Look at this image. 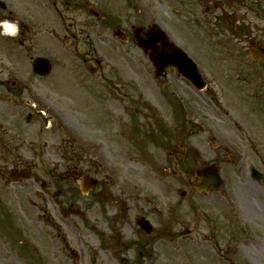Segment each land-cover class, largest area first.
Returning <instances> with one entry per match:
<instances>
[{
	"label": "rangeland",
	"instance_id": "1",
	"mask_svg": "<svg viewBox=\"0 0 264 264\" xmlns=\"http://www.w3.org/2000/svg\"><path fill=\"white\" fill-rule=\"evenodd\" d=\"M3 22L16 33L0 26V264H264L252 254L264 251V183L250 160L243 180L236 171L252 152L233 113L210 111L173 71L156 78L133 35L159 23L219 79L249 61L238 35L264 45V0H0ZM37 57L49 75L33 72ZM205 165L223 186L190 192ZM12 170L32 177L14 183ZM83 175L97 189L83 194Z\"/></svg>",
	"mask_w": 264,
	"mask_h": 264
},
{
	"label": "flooded vegetation",
	"instance_id": "2",
	"mask_svg": "<svg viewBox=\"0 0 264 264\" xmlns=\"http://www.w3.org/2000/svg\"><path fill=\"white\" fill-rule=\"evenodd\" d=\"M236 39L241 44L249 61L238 62V68L236 66L227 68L228 71L225 70L222 78H214L207 83L205 89L207 105L210 111L217 109L224 117H229L233 113L230 121L227 122L237 129V132L240 130V134L243 136H241L240 145H244L246 150L252 152L243 156L240 154L241 156L237 159L236 171L242 180L244 166L248 160L255 163L249 169L251 177L254 176L253 170H257L259 171L257 175L264 178V142L262 141V134L264 135V61H258L264 57V45L262 41L254 40L251 33L240 34ZM256 134H259V137ZM240 145L235 144L237 148L242 149ZM259 220L260 229L264 235V218ZM236 241L238 242V239ZM262 241L261 246L264 247V239ZM240 242L245 246L254 245L252 239H241ZM257 246L260 245L257 244ZM244 251L247 252V249ZM263 252L258 247L257 254H252L260 260L262 258L264 260Z\"/></svg>",
	"mask_w": 264,
	"mask_h": 264
},
{
	"label": "water",
	"instance_id": "3",
	"mask_svg": "<svg viewBox=\"0 0 264 264\" xmlns=\"http://www.w3.org/2000/svg\"><path fill=\"white\" fill-rule=\"evenodd\" d=\"M163 35V33H162ZM162 39L165 40L164 52H158L153 50L155 41ZM138 45L144 48L145 51L152 49L150 53L151 60L157 69L158 76H164L165 69L167 67L178 68L180 71L185 72L184 74L191 75L195 80L200 78L197 74V71L194 69L192 63L184 59L183 56L179 53V50L167 42V39L164 36H161V32L155 27L148 34L137 33ZM39 67L42 68L39 70ZM49 69V65L43 60H37L35 63V70L40 74H45ZM13 177L17 180L19 178H30V174L27 172H16L13 174ZM222 184V181L218 174V169L214 166L206 167L202 170L197 171L196 178L193 182L190 183L191 187L196 189L199 192H207L212 187L218 188ZM91 188H94V183L91 184ZM142 228L148 233L153 231L152 227L149 225V222L142 221Z\"/></svg>",
	"mask_w": 264,
	"mask_h": 264
},
{
	"label": "bare ground",
	"instance_id": "4",
	"mask_svg": "<svg viewBox=\"0 0 264 264\" xmlns=\"http://www.w3.org/2000/svg\"><path fill=\"white\" fill-rule=\"evenodd\" d=\"M5 28H6L8 34H10V35L15 34V29H14L15 27L13 25L5 24Z\"/></svg>",
	"mask_w": 264,
	"mask_h": 264
}]
</instances>
